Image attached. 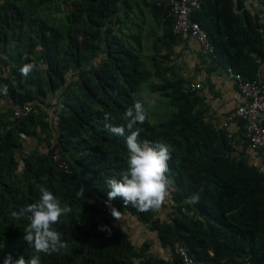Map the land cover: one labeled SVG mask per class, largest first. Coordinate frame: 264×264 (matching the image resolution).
<instances>
[{"label": "trees", "instance_id": "trees-1", "mask_svg": "<svg viewBox=\"0 0 264 264\" xmlns=\"http://www.w3.org/2000/svg\"><path fill=\"white\" fill-rule=\"evenodd\" d=\"M196 2L212 64L264 82V0ZM148 16L164 29L153 55ZM173 24L169 0H0V264H182L140 247L127 215L205 264H264V171L247 159L246 123L237 136L233 110L218 128L191 85L167 76ZM152 80L177 108L156 125L140 103ZM27 103L56 111L14 119Z\"/></svg>", "mask_w": 264, "mask_h": 264}, {"label": "crops", "instance_id": "crops-1", "mask_svg": "<svg viewBox=\"0 0 264 264\" xmlns=\"http://www.w3.org/2000/svg\"><path fill=\"white\" fill-rule=\"evenodd\" d=\"M253 1L257 5L260 0ZM252 12L254 13L253 10ZM137 13L139 15L137 22L143 24L141 13ZM163 32L164 29L162 27L158 28L151 17L148 16L142 31L145 54L153 55L155 42L162 39ZM169 51L171 56L170 59L166 60V66L171 68V72L167 76H171L172 72H174L190 85L200 83L202 88L195 92L202 98L206 110V120L212 122L218 128L223 127L224 123L226 124L228 121H226L228 114L244 102L236 83L227 76L224 68L215 67L211 59L202 54L198 41L189 35L177 36L175 44ZM167 53V49L165 48L161 55ZM261 71H264V66H262ZM50 98L53 102L57 99V96H50ZM262 123L264 125V117L262 118ZM239 124L238 122H232L229 127L240 137ZM245 142L243 140V143ZM28 143L30 144V142ZM247 159L250 164L264 171V155L262 153L248 148ZM122 222L126 225V230L138 242L140 247L144 243H149L151 246L150 252L155 256L171 259L173 253L170 248L164 249L156 235L148 233L144 226L134 217L127 215Z\"/></svg>", "mask_w": 264, "mask_h": 264}, {"label": "built area", "instance_id": "built-area-1", "mask_svg": "<svg viewBox=\"0 0 264 264\" xmlns=\"http://www.w3.org/2000/svg\"><path fill=\"white\" fill-rule=\"evenodd\" d=\"M171 13L174 16L173 34L189 35L198 41L202 54L211 59L215 55V48L209 41L206 31L201 27L199 22L192 18L194 10L196 9V0H169ZM37 68L35 60L27 61L21 68L22 73H30ZM226 74L237 85L244 102L239 105L228 117V122H245V137L247 142L253 149L259 150L264 155V125L262 118L264 117V82L262 81H246L241 74L236 73L232 67L226 69ZM192 91L202 88L200 83L191 84ZM54 97V95L52 96ZM40 110H44L49 114L56 111V106L51 104L46 106L37 104ZM33 103H27L13 108L14 119H21L31 114L35 107ZM227 126V125H226ZM232 138V135L228 136ZM54 161L62 170L69 173L68 164L62 160L59 154H54ZM162 190V201L171 204L170 194L166 187L159 183ZM171 252L176 255L182 264H205L204 262L194 259L185 244L181 242H174L170 247Z\"/></svg>", "mask_w": 264, "mask_h": 264}, {"label": "rangeland", "instance_id": "rangeland-1", "mask_svg": "<svg viewBox=\"0 0 264 264\" xmlns=\"http://www.w3.org/2000/svg\"><path fill=\"white\" fill-rule=\"evenodd\" d=\"M152 83H154L153 80L143 84L140 103L150 122L156 125L170 117L177 111V108L171 105L169 97L153 91L151 89Z\"/></svg>", "mask_w": 264, "mask_h": 264}, {"label": "water", "instance_id": "water-1", "mask_svg": "<svg viewBox=\"0 0 264 264\" xmlns=\"http://www.w3.org/2000/svg\"><path fill=\"white\" fill-rule=\"evenodd\" d=\"M237 1V0H236Z\"/></svg>", "mask_w": 264, "mask_h": 264}]
</instances>
